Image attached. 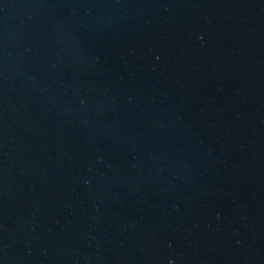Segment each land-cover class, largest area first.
<instances>
[{
	"label": "water",
	"instance_id": "water-1",
	"mask_svg": "<svg viewBox=\"0 0 264 264\" xmlns=\"http://www.w3.org/2000/svg\"><path fill=\"white\" fill-rule=\"evenodd\" d=\"M0 264H264V0H0Z\"/></svg>",
	"mask_w": 264,
	"mask_h": 264
}]
</instances>
